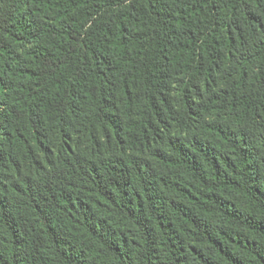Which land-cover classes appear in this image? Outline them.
Listing matches in <instances>:
<instances>
[{
  "label": "trees",
  "instance_id": "1",
  "mask_svg": "<svg viewBox=\"0 0 264 264\" xmlns=\"http://www.w3.org/2000/svg\"><path fill=\"white\" fill-rule=\"evenodd\" d=\"M0 264H264V0H0Z\"/></svg>",
  "mask_w": 264,
  "mask_h": 264
}]
</instances>
